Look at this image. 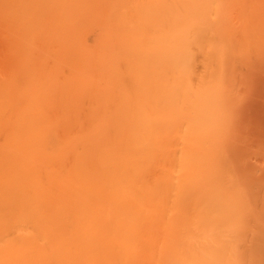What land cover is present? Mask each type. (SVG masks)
<instances>
[{
    "label": "bare ground",
    "instance_id": "bare-ground-1",
    "mask_svg": "<svg viewBox=\"0 0 264 264\" xmlns=\"http://www.w3.org/2000/svg\"><path fill=\"white\" fill-rule=\"evenodd\" d=\"M234 260L264 264V0H0V264Z\"/></svg>",
    "mask_w": 264,
    "mask_h": 264
},
{
    "label": "rangeland",
    "instance_id": "rangeland-1",
    "mask_svg": "<svg viewBox=\"0 0 264 264\" xmlns=\"http://www.w3.org/2000/svg\"><path fill=\"white\" fill-rule=\"evenodd\" d=\"M242 205H243V204H242ZM242 207H243V206H242ZM245 208H246V210H247V207H246V206L244 207V209H243V208H242V209H239L240 212H242L241 210L244 211ZM240 212L238 211V213H240ZM242 213H243L244 215H242ZM242 213L240 214L242 217L239 215V217H235L236 219H233V220H234V222H236V221L239 219L238 221H241V225H242V222L244 221V222H243L244 224L242 225V227H243V226L245 225V223H246V222H245V219H246V214H245V213H247V212L245 211V212H242ZM243 216H244V217H243ZM247 217H248V216H247ZM242 219H243V220H242ZM238 221H237V222H238ZM239 223H240V222H238V224L236 223V225H237L236 228H238V225H240ZM241 225H240V226H241ZM230 227H231V226H230ZM227 228H228V227H227ZM225 229H226V228H225ZM225 229H224V230H225ZM230 229H231V228H228V230H230ZM239 229H240V228H239ZM239 229H238V230H239ZM243 229H245V227H243ZM224 230H223V231H224ZM234 230H235V229H234ZM240 230H242V228H241ZM223 231H222V232H223ZM235 231H236V230H235ZM235 231H232V232L234 233V237L237 236V235L235 236ZM222 232H221V233H222ZM225 232H227V231H225ZM232 232H229V237L227 236L228 233H224V232H223V234H227L226 236L228 237V241H229V242L231 241V239H232V240H237V239H235L234 237H233V238L231 237V236H233V235L231 234ZM237 232H238V231H237ZM241 233H243V231H242ZM241 233H237L238 236H239V234H241ZM230 234H231V236H230ZM220 236H222V235H220ZM223 236H225V235H223ZM226 236H225V237H226ZM240 236L242 237V235H240ZM240 236H239V237H240ZM230 237H231V239L229 240ZM221 238H222V237H221ZM236 238H237V237H236ZM219 239H220V237H219ZM226 239H227V238H226ZM216 241H217V240H216ZM216 241H215V242H216ZM218 241H219V240H218ZM228 241H226V243H227ZM241 241H243L242 238H240V242H239V243H238V242H236V243H238V244L241 245V243H242ZM220 242H221V241H220ZM222 242H224V241H222ZM218 243H219V242H218ZM221 244H222V243H219V245H221ZM223 244H224V243H223ZM228 244H229V243H228ZM238 244H237V245H238ZM213 245H215V243H214ZM219 245L216 243V247H217V248H218ZM225 245H226V246H225ZM225 245H223V246L221 245L222 247H226V248L224 249V251H225L230 245L232 246V244H229L228 246H227V244H225ZM237 245H236V248H238ZM233 246L235 247L234 243H233ZM233 246H232V247H233ZM216 247H214V249H215ZM234 247H233V248H234ZM219 248L221 249L220 246H219ZM219 248H218V249H219ZM236 248H235V249H236ZM241 248H243V247L240 246L239 249L241 250ZM214 249H213V250H214ZM218 249H217V250H218ZM228 249H230V248H228ZM239 249H238V250L236 249V250L234 251V253H233V252H232V253L235 254L237 251H239ZM233 250H234V249H233ZM217 252L219 253V250H218ZM220 252H221V250H220ZM222 253H223V254H222ZM229 253H231V252H228V253H227V252L225 251V253H224L223 250H222L221 255H224V254H225V255H228ZM237 253H238V252H237ZM237 253H236V254H237ZM239 253H242V256H243V254H244V253H243V250H242V252L239 251ZM239 253H238V256L240 257ZM229 255H230V254H229ZM238 256H237V257H238ZM230 258L234 259V258L232 257V254H231ZM232 259H231V260H232ZM238 259H240L241 261L244 260V258H242V257H240V258H238ZM234 261H235V260H234ZM238 261H239V260H237V261H235V262H238ZM239 262H240V261H239ZM239 262H238V263H239ZM233 263H234V262H233ZM238 263H237V264H238ZM241 263H242V262H241ZM244 263H245V262H244ZM239 264H240V263H239Z\"/></svg>",
    "mask_w": 264,
    "mask_h": 264
}]
</instances>
